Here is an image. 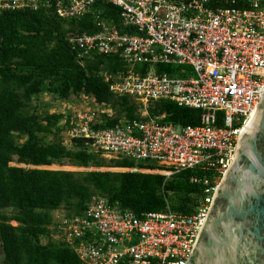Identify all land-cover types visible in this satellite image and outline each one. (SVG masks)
I'll return each instance as SVG.
<instances>
[{"label": "built area", "instance_id": "built-area-1", "mask_svg": "<svg viewBox=\"0 0 264 264\" xmlns=\"http://www.w3.org/2000/svg\"><path fill=\"white\" fill-rule=\"evenodd\" d=\"M101 1L118 7L123 27L135 32L122 33L101 18L94 6L98 0H0V12L51 10L65 19L91 13L100 30L69 41L79 58L115 53L124 60L127 72L106 76L113 94L211 112V123L217 125H181L141 115L100 129L96 124L103 120V107L97 103L64 111V121L70 115L65 134L70 141L87 140L104 157L157 166L130 171L169 178L193 170L191 182H202L205 188L192 214L168 204L163 211L137 216L118 203L93 197L80 215L55 221L51 237L73 248L86 264H185L232 164L238 137L260 102L264 0H246L244 7L237 0ZM158 65L168 70L158 71Z\"/></svg>", "mask_w": 264, "mask_h": 264}, {"label": "trees", "instance_id": "trees-1", "mask_svg": "<svg viewBox=\"0 0 264 264\" xmlns=\"http://www.w3.org/2000/svg\"><path fill=\"white\" fill-rule=\"evenodd\" d=\"M246 0H237L246 6ZM100 17L124 28L120 11L111 3L94 4ZM100 30L93 14L60 18L51 10L0 12V264H86L67 244L50 236L56 229L53 212L66 208V217L80 215L93 197H102L137 216L163 211L192 214L205 185L191 182L193 170L169 178L137 171L75 172L40 168L65 162L82 168L155 169L126 159H107L94 152L87 140L64 143L71 127L70 115L40 110L36 100L51 94L60 101L90 97L112 114H103L96 128H107L122 119L141 117L135 100L110 91L106 76L127 72L119 54L79 58L69 38ZM148 68V65H144ZM158 71L168 70L158 65ZM142 106V103H140ZM146 118H162L181 125L211 123V112L181 106L169 100L150 102ZM51 137L50 141L47 138ZM16 222L15 225L12 222ZM50 238L44 241L45 238Z\"/></svg>", "mask_w": 264, "mask_h": 264}, {"label": "water", "instance_id": "water-1", "mask_svg": "<svg viewBox=\"0 0 264 264\" xmlns=\"http://www.w3.org/2000/svg\"><path fill=\"white\" fill-rule=\"evenodd\" d=\"M185 264H264V88Z\"/></svg>", "mask_w": 264, "mask_h": 264}, {"label": "rangeland", "instance_id": "rangeland-1", "mask_svg": "<svg viewBox=\"0 0 264 264\" xmlns=\"http://www.w3.org/2000/svg\"><path fill=\"white\" fill-rule=\"evenodd\" d=\"M136 104L139 107V112L141 113V115H148V106L149 104H145L142 103L141 106V102L139 101H135ZM73 103V104H71ZM36 104H38L40 110H46V111H58V112H64L67 111L68 113L74 111V108L76 106H82L81 104H83V106H85L86 108H91V107H95V103L94 100H91L90 98L87 97H80L78 98V100H75L74 102L69 101V102H64V101H60L58 99H56L53 95L51 94H43L41 96H39L36 100ZM101 115L103 116V114H112V109L110 106H107L105 108H101ZM51 137L47 138V141H50ZM64 143L67 146H71V141L69 139V137L67 135H64ZM95 152V151H94ZM107 159H112L109 157H106ZM40 168H44V169H52V170H66V171H75V172H86V171H92V170H101V171H116V172H124V171H130V169L128 168H110V167H102V168H95V167H89V168H82V167H75L72 166L70 164H68L67 162H65L62 165H58V164H53L50 166H43ZM67 214V210L66 208H62L60 210H56L53 212V217L54 220L60 221L62 219H64L66 217ZM13 225L16 224V222H12ZM51 237V236H50ZM54 241H56V239H54L53 237H51ZM50 240V238H45L44 241H48Z\"/></svg>", "mask_w": 264, "mask_h": 264}, {"label": "crops", "instance_id": "crops-1", "mask_svg": "<svg viewBox=\"0 0 264 264\" xmlns=\"http://www.w3.org/2000/svg\"><path fill=\"white\" fill-rule=\"evenodd\" d=\"M141 172H146L145 170H142ZM147 173V172H146Z\"/></svg>", "mask_w": 264, "mask_h": 264}]
</instances>
